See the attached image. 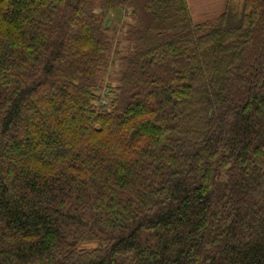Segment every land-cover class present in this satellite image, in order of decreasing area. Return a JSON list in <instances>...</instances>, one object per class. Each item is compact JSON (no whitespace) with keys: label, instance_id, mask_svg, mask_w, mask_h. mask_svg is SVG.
<instances>
[{"label":"trees","instance_id":"1","mask_svg":"<svg viewBox=\"0 0 264 264\" xmlns=\"http://www.w3.org/2000/svg\"><path fill=\"white\" fill-rule=\"evenodd\" d=\"M0 264H264V0H0Z\"/></svg>","mask_w":264,"mask_h":264},{"label":"crops","instance_id":"2","mask_svg":"<svg viewBox=\"0 0 264 264\" xmlns=\"http://www.w3.org/2000/svg\"><path fill=\"white\" fill-rule=\"evenodd\" d=\"M229 0H187L193 22L204 23L223 14ZM237 1V0H236Z\"/></svg>","mask_w":264,"mask_h":264},{"label":"rangeland","instance_id":"3","mask_svg":"<svg viewBox=\"0 0 264 264\" xmlns=\"http://www.w3.org/2000/svg\"><path fill=\"white\" fill-rule=\"evenodd\" d=\"M236 1V0H235ZM243 0H237L236 2H238V3H240V2H242ZM215 18H213V19H209L208 21H212V20H214ZM205 22H207V21H205Z\"/></svg>","mask_w":264,"mask_h":264}]
</instances>
